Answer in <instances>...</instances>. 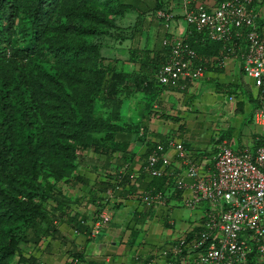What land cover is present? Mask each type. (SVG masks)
I'll list each match as a JSON object with an SVG mask.
<instances>
[{
  "label": "rangeland",
  "instance_id": "1",
  "mask_svg": "<svg viewBox=\"0 0 264 264\" xmlns=\"http://www.w3.org/2000/svg\"><path fill=\"white\" fill-rule=\"evenodd\" d=\"M15 1V37H21L19 28L23 23L27 26L32 24V12L37 3L36 0ZM128 1L134 8L138 7L145 18L146 11L153 8L156 0H141L139 3L135 0ZM183 1H162L165 2V8L170 9L167 14L169 18L160 20L157 17L156 22H150L149 30L146 31L145 28L142 32V37L148 40L143 39L141 46H149L151 52L155 51L156 46L161 49L166 30L172 31L175 29L174 25L180 29L187 28L183 16ZM109 2L56 0L55 5L50 8L43 30L39 31L38 51L27 62L28 66L21 75L31 105L29 118L33 121L30 149L27 148L29 138L26 120L18 107V94L13 90L15 82L10 81L8 106L4 110L0 108V123H3L0 127L1 153L11 160L14 176L23 175L24 179L31 181L33 173L35 182L29 192L42 191L47 194L46 191L49 192L51 186L56 184L58 173L63 172L65 175L62 164L67 159L55 144L80 145L84 141H90L94 132L100 134L102 131V135L105 134L103 126L107 124L106 119H109L108 116L112 113L110 109L116 105L102 87L105 74L116 67L121 69L119 72L128 73L129 79L139 75L140 63L133 59V38L136 28L143 26L141 23L144 18L135 10H127V13L120 15L119 12L106 9ZM160 11L165 12L159 10L155 15L158 16ZM151 14L154 15L152 12ZM108 15H113L116 21L113 23ZM148 16L153 19L152 15L148 14L146 17ZM155 42L157 45L154 46ZM6 60H3V65L8 64ZM138 101L140 100L124 98L119 113L122 121H127V112L130 111L133 120L137 122V112L139 114L144 105L137 104ZM38 136L41 144L36 147ZM91 162L93 163V159H89V163ZM6 170L0 164V182L11 192H17L10 186ZM69 183L61 181L59 184L67 189ZM183 208L188 212V208ZM16 217V213L11 214L9 218L0 215V248L13 242L11 236L13 240L19 238V229L23 230L26 221H19L21 219ZM39 219L37 218L38 221ZM2 253L5 255L4 249ZM0 264H8V257L0 259Z\"/></svg>",
  "mask_w": 264,
  "mask_h": 264
},
{
  "label": "trees",
  "instance_id": "2",
  "mask_svg": "<svg viewBox=\"0 0 264 264\" xmlns=\"http://www.w3.org/2000/svg\"><path fill=\"white\" fill-rule=\"evenodd\" d=\"M109 1L106 9L115 11V13L119 12L120 15L127 13V10H135L144 18V15H142L144 13L140 12L138 7L134 8L128 0ZM140 1L141 0H135L137 3ZM162 1L163 0H156L154 5H152L153 8H149L146 11V16L148 14L152 15L153 19L151 20V18H149L150 16H145L143 20L144 22L141 23L143 26H139V28H136L134 31L133 59L140 63L139 75L134 79H129L128 73L119 72L121 69L114 67L104 76L102 87L106 90V95L111 98L113 102H116L113 109H110L112 113L108 116L109 119H106L107 124L103 126L102 130L105 129V134L102 135V131H100V134L94 132L91 134L90 141H84L80 145L71 143L55 144V147L62 150L67 159L64 160L62 164L66 173L65 175L63 172L58 173V179L55 182L56 184L51 186L49 192L46 191L47 194L42 193V191L29 192L35 182L33 173L31 174V181L24 179L23 175L14 176V174H12V162L10 159L5 158L1 153L2 144L0 142V164L7 169L5 173L8 177L10 186L17 190V192H11L10 189L0 182V215L9 218L11 214L16 213V219L20 218L21 220L19 221H26L25 226L22 228L23 230L19 229V238L13 240V237L11 236L10 239L13 242H10L9 245L1 246L3 248H0V254L2 253V249L5 251V255H2V253L0 259L8 257V264L17 254L19 256L23 255L21 248L22 244L27 242L32 244L37 243L48 234L55 232L54 230L57 228V219L63 217L61 215L64 213L63 209L66 206H72V195H70V192L67 193V190L69 188L70 191V188L76 187L78 181H83L87 187H90L89 190L91 191L94 187L97 188L93 192L96 194L90 196V202L93 201L105 204V202H107L106 198H108V195L106 194L107 190L113 189L122 198L128 197L127 195L136 197L137 200L147 207H152L155 204H163L155 200L148 203V201H145V199L143 200L142 197L146 196L145 192L150 193L149 196L151 197V194L155 195L158 194L159 191H166V177L161 178L151 174L148 167L150 166L151 156L164 153L169 145L170 138L172 137L167 136L166 138L159 140L150 138L149 135L151 134V131H149L148 124L151 121L152 114H159L162 117L166 115V112L163 111H160L162 114L159 113L156 103L159 102L161 92L166 90L168 85L161 83L157 79V73L160 65L165 63L167 58L169 59V54L171 53L170 44L173 35L169 29L166 30L165 36L161 42L162 48L158 49V46H156L154 48L155 51L153 52L148 48L149 46H141L143 39L148 40V38L142 37V32L145 28L146 31L149 30L150 22H156L158 19V16H156L157 11L165 10L167 13L170 12V9L165 8V2ZM36 3V7L32 12V24L27 26L23 23L19 28L21 37H15L16 18L14 13L17 11L16 1L0 0V108L2 107L4 110L8 106V97L11 91L10 81L13 80L15 82L13 90L18 94L16 97L17 102H19L18 107L21 111V115L26 120L28 128V130H26L27 137L29 138L27 142L28 149H30V140H32L31 134L33 131V121L31 122L29 118L31 105L26 95L27 89L25 85H23L21 75L25 67L28 66L27 62L34 57L38 51V41L40 39L39 31L41 29L43 30L50 8L55 5L56 0H36ZM260 3L264 4V0H260ZM197 4L199 3H196V0H191L189 3L190 8L195 7ZM216 5H218V3L214 2L213 4L210 3V5L205 4L204 7L210 10L211 7ZM151 12L154 13V15L151 14ZM111 16H109L110 20L114 23L116 19L114 20V16ZM159 19L164 20L160 17ZM189 29V36L185 42L189 43L190 46L196 50L201 58L200 63L205 65L208 69L213 67L218 69L223 68L225 66L223 61L224 53L226 49L230 47V43L214 40L208 35L197 31L193 26H190ZM156 36L158 38L157 34ZM165 40H167L169 44L164 43ZM155 45H157V42L154 43V46ZM141 48H144L145 50H142ZM220 50L225 51L223 54L217 56L216 53H220ZM213 54L215 56L211 57L210 55ZM234 55H237V53L232 54V56ZM236 57L242 61L240 54ZM4 59H7V65L2 64ZM151 68L153 70H151ZM131 74L135 75L134 73ZM234 95L235 94L229 90L228 100H233ZM125 97L130 100H140L137 104H144L143 110H140L139 114L137 112V122L133 120V115L130 114V111L127 112V121H122V118L119 115ZM253 102L256 107L258 105L257 100L253 99ZM252 116L253 113L250 116V119H252ZM2 125L3 123H0V127H2ZM142 128L144 130L143 133H141ZM220 140L221 139H219V141ZM137 142L145 145L144 147L146 148L145 153L142 154L141 158H138L141 162L139 169L137 168L139 171L135 168V160L137 159L135 144ZM36 143V147L41 144L39 136ZM257 143L258 142L253 146L256 147ZM44 144H46V142ZM182 144L185 147L183 142ZM50 145L52 146V143ZM259 145L261 144H258V146ZM213 148L214 151H203L204 153H202V156L205 154L204 156L210 158L211 165V155L215 152L217 145H215V147L213 146ZM198 154L200 155L201 152ZM191 157L195 158L197 156L191 154ZM85 158L93 159V163H89V159L86 160ZM8 165L10 166L8 167ZM157 166L158 164H155L154 167ZM85 167L88 168V172H86L87 170L85 171ZM201 172L203 173L204 170ZM34 174H36V172ZM133 175L136 177H132ZM145 179L149 181L148 188H146L147 190L136 195L135 184ZM188 180L189 179L186 181ZM61 181L70 182L67 189L60 186L59 183H61ZM37 186L40 188L39 185ZM118 186L120 187V190L117 188ZM169 186H171V182H169ZM25 188H27V190H25ZM50 191L53 194L50 193ZM178 191V196H171L172 200L179 197L181 190ZM50 194L52 195L50 196ZM171 198L168 199V202ZM37 218H40L39 221ZM175 244L176 242H174L167 252L169 256V259L166 262L167 264L180 263L179 257L174 253H171ZM71 264L76 263L73 261ZM147 264L153 263L149 262Z\"/></svg>",
  "mask_w": 264,
  "mask_h": 264
},
{
  "label": "crops",
  "instance_id": "3",
  "mask_svg": "<svg viewBox=\"0 0 264 264\" xmlns=\"http://www.w3.org/2000/svg\"><path fill=\"white\" fill-rule=\"evenodd\" d=\"M214 2L218 0H196L197 5ZM257 2V9L264 11V4L260 0ZM174 28L169 30L174 36L186 37L188 25L186 29L176 25ZM224 51L220 50L217 56ZM236 56L225 51L223 68L213 67L205 77L190 83L180 80L168 85L155 104L159 113L163 111L166 115L152 114L148 124L150 136L156 140L171 136L183 142L187 151L197 156L192 160L200 171H206L211 166L210 158L205 154L202 156L203 151H214L213 146L218 144H227L235 149L243 145L251 147L256 143L253 140L255 133L259 134V129L250 119L255 107L253 99L256 100L259 90L255 80L244 75L241 59ZM229 90L235 94L230 101ZM260 141L256 147L258 144L264 145V138ZM144 146L138 142L135 144L136 170L141 165L138 158L146 151ZM167 155L176 160L175 150L169 148ZM87 169L85 167V171ZM178 172L179 175L168 178L167 182L172 183L183 176L186 167ZM148 184L147 179L137 182L135 192H145ZM89 188L83 181H78L70 191L68 188L67 193L72 195V206L63 209V217L57 219L55 232L37 243L22 244L23 255L17 254L9 264H71L73 261L76 264H167V252L174 242L198 230L199 223L203 221V208H188V212L184 210V202L190 197L187 190L181 191L177 199L171 198L166 205L155 204L152 207L127 195L121 197L111 222L105 225L101 234L91 237L90 217L97 210V203L90 202V196L96 194L93 192L97 188L94 187L92 191ZM178 192H171L170 196H178ZM80 218L88 220L87 226L78 225Z\"/></svg>",
  "mask_w": 264,
  "mask_h": 264
},
{
  "label": "built area",
  "instance_id": "4",
  "mask_svg": "<svg viewBox=\"0 0 264 264\" xmlns=\"http://www.w3.org/2000/svg\"><path fill=\"white\" fill-rule=\"evenodd\" d=\"M257 1L220 0L210 10L202 4L190 8L186 3L185 16L198 31L230 43L228 54L241 55L242 72L255 80L259 90L253 116L264 135V11L259 12ZM159 15L169 17L161 11ZM170 45L169 61L157 74L161 83L205 77L207 67L184 38L175 37ZM261 139L256 136L254 140L260 143ZM168 148L176 149L182 170L186 167L171 190H187L186 207L204 210L199 229L180 237L171 251L179 257V264H264V145L235 149L218 144L211 156L212 165L203 173L182 142L171 138ZM171 165L165 153L156 154L151 156L148 169L162 176L164 167ZM151 195H146L145 201L165 203L163 192ZM110 219L107 210L99 213L93 234Z\"/></svg>",
  "mask_w": 264,
  "mask_h": 264
},
{
  "label": "clouds",
  "instance_id": "5",
  "mask_svg": "<svg viewBox=\"0 0 264 264\" xmlns=\"http://www.w3.org/2000/svg\"><path fill=\"white\" fill-rule=\"evenodd\" d=\"M184 3H185V5H186V3L188 4V7H190V5H189V3H190V1L189 0H184ZM185 13H184V19H185V21H186V23H187V25H188V33L190 32V29H189V27L190 26H193V25H191V24H189L188 22H187V20H186V16H185V14H186V6H185ZM166 14H169V13H167V12H165ZM169 16V15H168ZM158 17H160L159 15H158ZM160 18H162V19H165V17H160ZM169 18V17H168ZM168 25V24H167ZM169 26V25H168ZM194 27V26H193ZM197 30V29H196ZM198 31V30H197ZM200 32V31H199ZM188 33H187V35H186V37H177V36H174L173 34V37H172V40L175 38V37H177V38H184L185 40H187V37L189 36L188 35ZM203 33V32H202ZM205 35H207L206 33H204ZM221 42V41H220ZM164 43H165V41H164ZM194 49V48H193ZM195 50V49H194ZM196 51V50H195ZM171 54V53H170ZM170 54H169V57H170ZM232 55V54H231ZM227 57V56H226ZM223 60V59H222ZM169 61V59L167 58V61L166 62H168ZM223 61H225V60H223ZM165 62V63H166ZM165 63H163V64H165ZM162 64V65H163ZM162 65H160V67H159V69L162 67ZM241 65H242V63H241ZM209 69L207 68V70H206V73H207V71H208ZM242 70V69H241ZM158 72H159V70H158ZM158 74V73H157ZM158 79V78H157ZM159 80V79H158ZM196 80V79H195ZM180 81V80H179ZM181 81H183V82H191V81H193V80H181ZM168 85H170V84H168ZM256 100H257V98H256ZM258 102V101H257ZM255 109H256V107H255ZM255 109H254V111H255ZM253 115H254V112H253ZM252 121H253V124L256 126V124H255V122H254V116H252ZM256 128L257 129H259V134L256 132L255 133V135H254V139L256 138V136H261L262 137V139L264 138V135H263V131L258 127V126H256ZM144 132V130H143V128L141 129V133H143ZM149 137L150 138H152V139H154L153 137H151L150 135H149ZM171 139V138H170ZM172 139H174V138H172ZM253 139V140H254ZM155 140V139H154ZM255 141V140H254ZM255 142H258V141H255ZM261 142V141H260ZM168 147L166 148V150H165V154H166V156H168L167 155V153H168ZM171 150H175V152H176V149L175 148H170ZM186 149V148H185ZM189 153V152H188ZM160 154H162V153H160ZM159 154V155H160ZM177 154V153H176ZM190 154V153H189ZM191 155V154H190ZM170 159H171V161H172V165L170 166V167H168V168H165L164 167V170H165V173L162 175V176H157V177H166V182H167V180H169L168 178H172L173 176H174V174L175 173H179L178 172V170H182V167H183V165H182V162L180 161V160H178V158H177V155H175V158H176V160H174L171 156H168ZM176 162H177V164H176ZM132 177H136L135 175H133ZM169 182H171V181H168L167 183H166V187H168V188H166V191H164L163 192V194H165V198H166V200H165V203H163V204H167L168 203V199L169 198H171V196H170V193L171 192H178V190H171V187H173V185H174V181L171 183V186H169ZM119 190H120V187L118 186L117 187ZM159 192H161V191H159ZM107 195H108V198H106L107 199V202H105V204H100L99 202L97 203V210L94 212V213H92L91 214V223H92V225H91V233H90V235H91V237H93V236H98L99 234H101V232H102V230L104 229V227H105V225H107V224H109L110 222H111V220H112V215H113V211H114V209H115V207L117 206V204H118V201H120V199H121V196H119L116 192H115V190H113V189H109V190H107V193H106ZM140 193H136V195H139ZM145 194L146 195H149L150 193H148V192H145ZM170 196V197H169ZM142 199L144 200L145 199V196H143L142 197ZM184 206L186 207V205H185V202H184ZM186 208H188V207H186ZM190 209H192V208H190ZM195 209V208H194ZM105 210H107L108 212H109V214H110V221H108L102 228H101V230H100V232L98 233V234H93V230H94V224H95V221H96V218H97V216H98V214L99 213H101V212H103V211H105ZM87 223H89L88 222V220L87 219H82V218H80L79 219V221H78V225H82V224H85V226H87Z\"/></svg>",
  "mask_w": 264,
  "mask_h": 264
}]
</instances>
